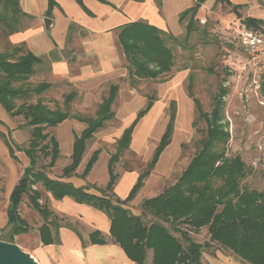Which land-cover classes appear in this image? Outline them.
<instances>
[{
  "label": "trees",
  "instance_id": "16d2710c",
  "mask_svg": "<svg viewBox=\"0 0 264 264\" xmlns=\"http://www.w3.org/2000/svg\"><path fill=\"white\" fill-rule=\"evenodd\" d=\"M76 1L80 4L83 2ZM205 1L207 0H198L200 4ZM216 1L232 6L233 11L242 17L239 13L242 5L233 4L231 0ZM55 5V0H49L47 17L52 16ZM197 13L198 7L193 6L180 14V23L187 21L185 41L199 30ZM34 19V16L23 10L20 0H0V105L10 116L23 117L25 125L30 128L28 146L24 150L29 164L11 192L6 226L10 229L5 238L0 239L16 243V236L30 231L29 223L20 214L21 203L27 195L30 207L44 219V224L40 227L42 241H53L50 227L56 226L58 221L48 202H41L42 192L36 188L41 185L55 199L72 197L80 203L105 211L112 220V236L136 264H146L150 250L153 251L152 264H205L204 243L194 240L190 230L181 229L182 224L196 232L207 228L210 242L217 243L245 262L264 264V190L244 186L243 182L248 175L246 162L240 155H228L232 136L225 120V99L229 94L225 79L213 97L211 110L206 111L195 97L191 77L189 96L195 103L198 119L205 127L199 149L177 182L160 194L144 199L141 203L143 212L136 215L128 208V203L144 187L160 156L172 141L177 113L175 102L171 104L169 122L153 157L139 173L138 180L126 199L122 200L114 193L119 179V173L115 171L116 165L130 150L135 127L153 107V96L149 97L145 107L138 112L134 122L118 140L108 164L110 179L105 189L98 188L100 194L89 192V186L77 187L71 182L51 178L48 169L55 166L61 153L56 136L51 135L48 130L69 118L86 124L85 129L75 136L71 162L62 171V178L71 177L83 159L88 142L115 117L113 105L118 96L119 85L110 86L95 115L73 112L76 92L66 94L62 105L52 109L41 98L51 88V83L32 81L37 71L36 66L42 59L24 45H15L11 41V36L25 27V21ZM242 23L245 29L255 28L262 26L264 19L249 16L242 18ZM167 38L182 44L171 33L145 21L131 22L120 28L118 39L130 65L129 78L133 85L136 79L157 80L172 70L175 56L167 44ZM261 92L264 95V81ZM35 96L38 99L33 102ZM3 137L11 156L15 158L13 141L5 135ZM98 154L99 151H96L90 158L83 177L91 171ZM41 158H49L46 166H39ZM147 212L158 217L159 221L147 224L143 219Z\"/></svg>",
  "mask_w": 264,
  "mask_h": 264
},
{
  "label": "rangeland",
  "instance_id": "374dc122",
  "mask_svg": "<svg viewBox=\"0 0 264 264\" xmlns=\"http://www.w3.org/2000/svg\"><path fill=\"white\" fill-rule=\"evenodd\" d=\"M231 1L234 4L242 5L239 9L241 18L230 5L216 0L206 1L199 7L200 14L205 20L202 22L198 18L199 30L187 41L184 40L187 21L178 23L171 15L170 8L167 7L168 29L175 33L178 31L177 28L181 29L182 26L181 33L178 35L172 33L182 41V44L167 38V44L172 48L175 56V65L169 73L162 75L157 80L136 79L133 85L129 78L130 65L126 59H123L121 64L123 76L101 83L88 100H85L76 91L77 97L73 103V112L94 115L103 97L107 95L111 81L119 83L122 98L118 97L116 101L114 107L116 113L119 114L121 104H125L124 102L136 99L141 101L131 112L132 118L125 125L134 119L136 112L145 106L150 96L154 97L151 111L135 129L133 137L135 141L132 142L130 150L116 165L115 171L119 174L129 170H137L140 173L145 169L168 124L171 103L175 102L177 115L172 143L160 157L153 179L146 181L151 190L146 191L143 188L137 199L154 197L165 188L174 185L199 149L205 127L198 119L195 103L189 96L191 77L194 82L195 97L200 100L206 111L211 110L213 97L222 80L225 79V86L229 89V94L225 99V120L229 124L232 136L228 145V155H240L246 162L248 175L243 182L244 186L264 190V95L261 92L264 72L248 61L240 41V32L245 29L242 18L251 16L264 19V0ZM34 21L35 19L27 21V24ZM35 78L32 79L33 82H41ZM70 92H73L71 88L63 82H58L42 94L41 98L52 109H55L62 105L64 96ZM37 99L38 97L35 96L32 101L35 102ZM1 119L0 129L6 132L11 129L16 143L23 149L26 148L30 137V128L25 125L24 118L12 117L7 114L4 117L1 116ZM122 128L123 123L119 117L108 123L88 144L87 155L92 154L98 148L112 154ZM81 129V124L69 120L61 126L48 130L51 135L57 137L61 146V157L56 166L53 169H48L51 178L60 179L62 177V168L70 162L71 142ZM142 140H144L143 145L138 143ZM107 152L106 154H108ZM16 154L18 160L10 158L8 151L0 141V238H5L4 236L10 229L3 228L6 223L10 192L28 164L23 151H18ZM48 162L49 158H41L39 166H46ZM106 166L107 159L104 157L98 162L93 172L92 179L98 185L104 184L105 179H108ZM36 188L40 189L43 194L42 203L49 200L50 205L51 198L44 188L41 185ZM119 191L123 192L124 190L121 188ZM141 203L133 201L128 204V207L134 214L141 215L143 212ZM20 211L34 229L44 221L35 210L30 208L27 195L24 196ZM143 219L147 224L159 221L158 217L150 212L145 213ZM181 229L190 230L192 238L197 242L204 243L209 240L207 228L196 232L186 224H182ZM175 235L180 236L177 233ZM24 238L27 237L17 236L15 241L27 251L31 249V246L23 240ZM206 250L208 248H205ZM148 254L146 264H152V250Z\"/></svg>",
  "mask_w": 264,
  "mask_h": 264
},
{
  "label": "crops",
  "instance_id": "0c3cea01",
  "mask_svg": "<svg viewBox=\"0 0 264 264\" xmlns=\"http://www.w3.org/2000/svg\"><path fill=\"white\" fill-rule=\"evenodd\" d=\"M20 2L23 10L34 16L35 21L30 24H27V21H25V27L20 32L13 34L11 36V41L15 45H24L27 50L42 59V62L36 66L37 71L33 80L36 77L37 81H47L51 83V88L54 84L63 82L67 87L71 88L73 92L77 91L85 100H88L91 97L101 83L123 76L124 72L121 70V64L122 60L126 59V57L118 39L120 28L123 25L136 21H145L172 34L173 32L168 29L169 14L167 7L168 9L170 8L171 15L178 23H180V14L193 6L198 7L196 17L202 22L205 20L203 19L202 14H200L199 7L201 4L198 0H83L82 4L76 0H55L56 5L52 10V16L48 17L53 19V24L47 29L44 18L47 17L46 12L49 6V0H20ZM177 29L178 31L173 34L178 35L182 32V26L181 29L180 27ZM112 84L119 85V83L111 81L109 88ZM118 97L122 98L120 86L118 96L113 105V110L116 106ZM140 102L141 101L138 99L135 101L124 102L125 104H121L119 114L114 110L115 117L104 125L103 128L114 119L118 117L121 119L123 128L117 142L123 135L125 129L134 122L138 112L145 107L139 109L138 112H136L134 119L129 124L125 125L131 120V112L135 110V107L138 106V103ZM7 114L8 113L5 109L0 105V122H2L1 116L4 117ZM69 120H73L82 125L80 133L86 127L85 123L75 118H69L58 126L65 124ZM80 133H77L76 135H79ZM134 133L135 130L133 132V137ZM2 134L13 141L15 158L11 156L9 147ZM133 137L132 142L135 141ZM0 141L8 151L10 158L18 160L16 153L18 151H23L29 164V159L24 151L25 148L23 149L18 143H16L12 136L11 129H8L7 132L0 129ZM74 141L75 137L70 145V162ZM89 143L90 141L88 144ZM138 143L143 145L144 140L141 142L139 141ZM88 144L83 159L75 174L71 177H61L60 179L71 182L77 187L89 186L91 187L89 192L100 194L98 188L102 189L104 187L105 189L109 182L110 174L108 164L110 157L115 150L112 154H109L107 151L98 148L95 149L92 154L87 155ZM96 151H99L98 159L88 175L83 177L85 168ZM154 151L151 158L153 157ZM106 152L108 154H106ZM104 157L107 159L105 170L108 179H105L104 184L98 185V183L92 179V175L96 165H98V162ZM70 162L67 165H69ZM67 165L62 168V171ZM156 168L157 167H155V169ZM155 169L146 181L153 179L155 175L154 172H156ZM138 177L139 172L137 170H129L120 173L114 189L115 196L122 200L126 199L137 182ZM146 181L143 188H145L146 191H150L151 189L148 188ZM121 188L124 190L123 192L119 191ZM47 194L51 198L50 205L48 200V206L50 207L53 216H56L55 220L58 221L56 226L50 227L51 237H53V241H50V243H44L41 239L40 227L44 224V221L38 224L36 229H34L28 220L22 216L20 211L21 216L29 223L31 229L27 233L18 236L27 237L26 239H23L31 246V249H28L27 251H29L41 264H136L135 261L129 258L121 244L112 236V220L105 211L86 203H80L72 197H64L63 199L58 200L55 199L51 193ZM137 196L133 201L142 202L146 199L144 198L143 200H140L137 199ZM133 201L129 203H132ZM31 209L34 210L33 208ZM51 219L53 218H50V220ZM7 222L8 218L6 213V223L3 228H6ZM203 262L205 264H251L236 257L217 244L204 251Z\"/></svg>",
  "mask_w": 264,
  "mask_h": 264
},
{
  "label": "built area",
  "instance_id": "2783aa9c",
  "mask_svg": "<svg viewBox=\"0 0 264 264\" xmlns=\"http://www.w3.org/2000/svg\"><path fill=\"white\" fill-rule=\"evenodd\" d=\"M240 33V41L248 61L264 72V24L260 27L243 29Z\"/></svg>",
  "mask_w": 264,
  "mask_h": 264
},
{
  "label": "water",
  "instance_id": "95a60500",
  "mask_svg": "<svg viewBox=\"0 0 264 264\" xmlns=\"http://www.w3.org/2000/svg\"><path fill=\"white\" fill-rule=\"evenodd\" d=\"M200 6V4H199ZM47 29L53 24V19L45 17ZM209 240L204 242V247H214ZM0 264H41L29 251L24 250L18 243L0 239Z\"/></svg>",
  "mask_w": 264,
  "mask_h": 264
}]
</instances>
